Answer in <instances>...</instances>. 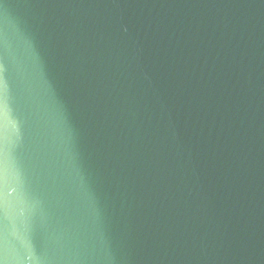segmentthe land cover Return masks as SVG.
Returning <instances> with one entry per match:
<instances>
[{"label":"water","instance_id":"95a60500","mask_svg":"<svg viewBox=\"0 0 264 264\" xmlns=\"http://www.w3.org/2000/svg\"><path fill=\"white\" fill-rule=\"evenodd\" d=\"M0 264H264V0H0Z\"/></svg>","mask_w":264,"mask_h":264}]
</instances>
